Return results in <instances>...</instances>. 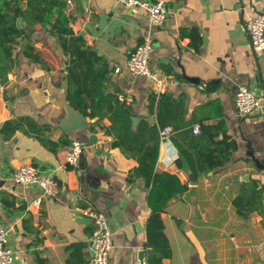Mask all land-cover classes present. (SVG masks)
<instances>
[{"label": "crops", "instance_id": "crops-1", "mask_svg": "<svg viewBox=\"0 0 264 264\" xmlns=\"http://www.w3.org/2000/svg\"><path fill=\"white\" fill-rule=\"evenodd\" d=\"M163 2L167 17L160 25H150L142 8L126 7L118 0H72L64 10L72 30L100 57L98 65L108 68L104 91L130 105L133 129L142 119L158 125L149 98L165 93L180 102L176 118L166 125L185 123L166 135L176 150L172 137L188 122L208 126L220 141L224 136L234 141L223 164L208 161L199 166L196 154L177 137L187 149L182 160L187 167L182 169L168 153L163 157L160 131L154 170L175 175L184 187L161 213L172 251L164 261L264 264V217L238 212L233 205L244 188L264 190V52L252 51L245 27L248 17L264 10V0ZM42 27L44 33L39 31ZM48 27L35 25L29 31L50 70L18 56L19 66L0 86V129L8 119L30 116L49 126L42 131L51 140L64 136L80 141L84 148L77 165H70L64 157L67 145L53 152L23 128L10 138L0 131V224L8 228L9 246L18 255L15 264H91L86 245L93 224L82 214L85 208L103 211L112 228L108 264H140V251L146 264L149 188L141 177L130 176L137 161L114 146L113 136L97 128L95 118L83 117L66 101V56ZM144 36L152 39L148 65L163 75L161 87L126 67L129 54ZM43 44L52 48L56 63L45 56ZM239 85L250 88L262 103L242 117L234 105ZM99 123L110 121L105 117ZM23 164L51 175L58 192L45 197L37 185L14 183L12 173ZM37 198L40 204L32 205Z\"/></svg>", "mask_w": 264, "mask_h": 264}, {"label": "trees", "instance_id": "trees-1", "mask_svg": "<svg viewBox=\"0 0 264 264\" xmlns=\"http://www.w3.org/2000/svg\"><path fill=\"white\" fill-rule=\"evenodd\" d=\"M64 9L65 5L60 0H0V86L7 82L8 74L19 66L20 54L28 62L38 63L42 68L50 70L35 46V40L26 29L35 25H48L49 34L56 38L66 56V101L83 117L95 118V122H98L96 127L113 136L114 146L125 156L137 161L130 176L141 177L149 188L147 204L150 213L145 224V263L170 264L164 261L171 257L172 251L164 232L161 213L165 212L168 200L183 191L184 187L179 185L175 175L157 173L154 166L159 150L160 131L167 126L168 120L176 118V108L180 102L169 94H152L149 98V109L155 113L158 125H150L142 119L133 129L130 105L124 98L104 91L108 68L104 63L98 65L100 57L85 46L81 35L72 30ZM20 21L22 25L18 23ZM105 117L110 123L101 125L99 122ZM188 123L189 126L183 127L182 131L172 137L177 146V166L182 169L187 167L182 161L187 149L178 144L177 137L184 139L189 151L196 154L199 166L208 161L223 164L235 147L234 141L227 140L225 136L224 141L216 139L217 132H212L201 123H198L200 132L195 135L192 122ZM184 124L176 122L171 130H177ZM93 126L92 131L95 129ZM214 126L216 124L210 125L211 128ZM21 128L32 133L42 145L53 152L70 143L64 136L51 140L42 131L49 130V126L36 123L30 116L8 119L4 121L0 131L5 138H10ZM194 176L197 174L194 173ZM176 183L178 188L174 187ZM263 192L262 187L244 188L233 202L236 211L257 212L263 216Z\"/></svg>", "mask_w": 264, "mask_h": 264}, {"label": "built area", "instance_id": "built-area-1", "mask_svg": "<svg viewBox=\"0 0 264 264\" xmlns=\"http://www.w3.org/2000/svg\"><path fill=\"white\" fill-rule=\"evenodd\" d=\"M65 6L71 4L72 0H60ZM126 7H140L145 13L150 25H160L167 17V10L163 0L149 2L146 0H118ZM246 32L249 44L253 52H264V10L248 17L246 20ZM154 50L152 39L144 36L129 54L126 61L127 69L134 75L144 76L156 87H161L164 83L163 75L157 70H151L148 62ZM119 67H115L119 71ZM202 88V86H200ZM234 105L236 115L242 117L251 114L262 106L260 98L246 85H239L234 94ZM193 133L200 132L199 124L192 125ZM171 132V128L166 126L162 129V145L164 156L170 160L177 157V150L169 141L166 135ZM84 144L78 140H71L67 145L64 157L70 165H77L82 154ZM171 151V153H169ZM12 180L16 184L37 185L42 195L45 197L54 196L58 192L57 181L48 173H45L32 164L18 166L12 173ZM40 198L32 201V205L38 206ZM263 217H264V192L262 195ZM82 214L92 221L93 228L88 238L86 250L89 254L91 264H108L110 250L113 246L112 228L105 213L94 208H85ZM18 258L17 253L9 246L8 228L0 224V264H15Z\"/></svg>", "mask_w": 264, "mask_h": 264}, {"label": "rangeland", "instance_id": "rangeland-1", "mask_svg": "<svg viewBox=\"0 0 264 264\" xmlns=\"http://www.w3.org/2000/svg\"><path fill=\"white\" fill-rule=\"evenodd\" d=\"M26 29H27V33L32 34V32L30 33V31H29L30 28H27L26 27ZM44 30H46V27L40 28L39 31H41L42 33H44L45 32ZM41 49H42L43 53L45 54V56H48L50 58L49 61H51V63H53V64L56 63L57 60L52 57V55H54V52H53V50H52V48L50 46H48L46 44H43V46H42ZM19 57L22 58L21 55Z\"/></svg>", "mask_w": 264, "mask_h": 264}, {"label": "water", "instance_id": "water-1", "mask_svg": "<svg viewBox=\"0 0 264 264\" xmlns=\"http://www.w3.org/2000/svg\"><path fill=\"white\" fill-rule=\"evenodd\" d=\"M69 126H70L69 124L67 126H64V129H65V127H69ZM138 256H139L140 264H144L143 251H140V253L138 254Z\"/></svg>", "mask_w": 264, "mask_h": 264}]
</instances>
